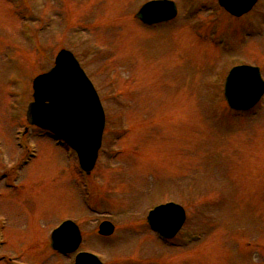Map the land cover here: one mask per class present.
I'll return each instance as SVG.
<instances>
[{
	"label": "rangeland",
	"instance_id": "1",
	"mask_svg": "<svg viewBox=\"0 0 264 264\" xmlns=\"http://www.w3.org/2000/svg\"><path fill=\"white\" fill-rule=\"evenodd\" d=\"M146 1L0 0V264H73L49 248L66 217L104 264H264V95L248 113L222 108L232 67L264 79V0L241 19L216 0H173L177 19L144 27L134 15ZM61 49L105 108L89 177L45 132L22 134L32 81ZM167 202L186 222L163 243L146 216ZM102 220L116 227L108 238Z\"/></svg>",
	"mask_w": 264,
	"mask_h": 264
},
{
	"label": "water",
	"instance_id": "2",
	"mask_svg": "<svg viewBox=\"0 0 264 264\" xmlns=\"http://www.w3.org/2000/svg\"><path fill=\"white\" fill-rule=\"evenodd\" d=\"M256 0H218L219 4L234 16L248 12ZM176 16L173 3L151 2L136 15L145 25L167 22ZM33 99L27 110V121L51 132L56 139L67 144L77 154L82 171L89 174L95 165L101 145L104 116L91 84L72 55L61 51L54 68L33 81ZM264 93L257 68L241 66L230 71L225 82L224 96L233 110L252 108ZM185 215L179 206L167 204L157 207L147 217L150 228L161 237L172 238L184 223ZM65 223L51 235V249L60 253L72 252L78 244L76 227ZM113 232L110 223H103L99 234L109 236ZM68 233L71 240L68 244ZM73 246V247H72ZM75 264H101L95 257L80 254Z\"/></svg>",
	"mask_w": 264,
	"mask_h": 264
},
{
	"label": "flooded vegetation",
	"instance_id": "3",
	"mask_svg": "<svg viewBox=\"0 0 264 264\" xmlns=\"http://www.w3.org/2000/svg\"><path fill=\"white\" fill-rule=\"evenodd\" d=\"M0 184H2V183H0Z\"/></svg>",
	"mask_w": 264,
	"mask_h": 264
}]
</instances>
